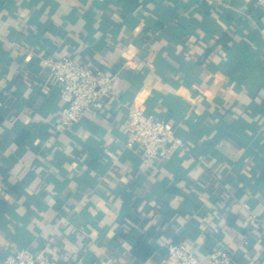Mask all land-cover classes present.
Listing matches in <instances>:
<instances>
[{
  "label": "crops",
  "instance_id": "1",
  "mask_svg": "<svg viewBox=\"0 0 264 264\" xmlns=\"http://www.w3.org/2000/svg\"><path fill=\"white\" fill-rule=\"evenodd\" d=\"M69 55L115 96L54 129ZM136 103L184 142L145 165ZM167 243L264 264V12L254 0H0V264H166Z\"/></svg>",
  "mask_w": 264,
  "mask_h": 264
},
{
  "label": "built area",
  "instance_id": "2",
  "mask_svg": "<svg viewBox=\"0 0 264 264\" xmlns=\"http://www.w3.org/2000/svg\"><path fill=\"white\" fill-rule=\"evenodd\" d=\"M208 4H223L230 0H205ZM255 5L264 12V0H254ZM42 66L55 77L62 105L54 122V129L62 131L69 128L84 113L99 107L103 96H115L113 78L95 72L88 65L79 63L69 55L43 59ZM127 110L129 136L128 147H139V157L145 165L157 159H164L184 148L183 140L166 125L164 120L136 103L125 105ZM166 264H231V255L225 249L212 251L206 260L199 259L183 243H167ZM4 264H55L48 258L40 257L26 250L9 253Z\"/></svg>",
  "mask_w": 264,
  "mask_h": 264
}]
</instances>
